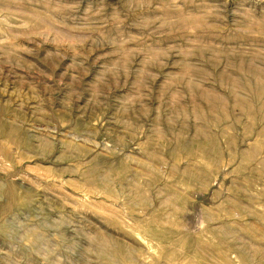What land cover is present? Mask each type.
<instances>
[{
  "label": "rangeland",
  "instance_id": "rangeland-1",
  "mask_svg": "<svg viewBox=\"0 0 264 264\" xmlns=\"http://www.w3.org/2000/svg\"><path fill=\"white\" fill-rule=\"evenodd\" d=\"M0 264H264V0H0Z\"/></svg>",
  "mask_w": 264,
  "mask_h": 264
}]
</instances>
